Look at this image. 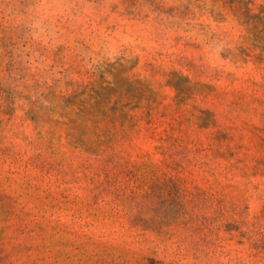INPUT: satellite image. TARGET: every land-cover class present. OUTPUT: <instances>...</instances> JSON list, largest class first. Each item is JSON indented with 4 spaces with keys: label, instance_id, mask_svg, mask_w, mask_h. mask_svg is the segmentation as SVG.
<instances>
[{
    "label": "rangeland",
    "instance_id": "obj_1",
    "mask_svg": "<svg viewBox=\"0 0 264 264\" xmlns=\"http://www.w3.org/2000/svg\"><path fill=\"white\" fill-rule=\"evenodd\" d=\"M0 264H264V0H0Z\"/></svg>",
    "mask_w": 264,
    "mask_h": 264
}]
</instances>
